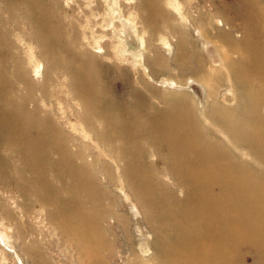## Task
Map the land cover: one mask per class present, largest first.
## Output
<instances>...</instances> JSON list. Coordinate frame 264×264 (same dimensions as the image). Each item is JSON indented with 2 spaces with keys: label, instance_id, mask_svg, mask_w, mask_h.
Segmentation results:
<instances>
[{
  "label": "bare ground",
  "instance_id": "obj_1",
  "mask_svg": "<svg viewBox=\"0 0 264 264\" xmlns=\"http://www.w3.org/2000/svg\"><path fill=\"white\" fill-rule=\"evenodd\" d=\"M138 1L145 25L175 39H161L153 58L140 53L144 76L164 89L143 81L142 104L98 89L94 68L111 56L94 40L77 51L41 22L32 39L42 51L28 68L0 54V167L16 173L25 199L21 219L5 206L7 219L35 235L25 247L33 264H54V237L81 264H264V0ZM126 23L138 33L133 14L112 27L123 33ZM42 58L52 61L41 81ZM174 71L190 78L168 79ZM54 97L77 103L76 123L46 104ZM37 207L50 209L44 222L53 226L39 227L51 242L31 227ZM128 213L145 235L128 237ZM0 240L10 247L1 230Z\"/></svg>",
  "mask_w": 264,
  "mask_h": 264
},
{
  "label": "rangeland",
  "instance_id": "obj_2",
  "mask_svg": "<svg viewBox=\"0 0 264 264\" xmlns=\"http://www.w3.org/2000/svg\"><path fill=\"white\" fill-rule=\"evenodd\" d=\"M187 1L188 0H186V2ZM208 1L209 0H193V4L202 3L204 5ZM225 1L233 2V0ZM116 2H118V6L115 5ZM138 3V0H0V33L2 38L7 42V45L4 42L0 43V54L4 57L7 56V58L10 56L9 63L12 66L16 67L21 64L24 68H28L29 65H31V54L38 56L42 51L39 47V43L32 39L35 32L39 31L41 22L48 25L47 28L50 29L48 35L52 33L55 36H60L65 44H71L73 49L77 51H79V49L76 45H86L87 39H89V41L94 40V42H97L96 46L103 45L106 48L107 54L111 56L110 58L105 57L100 59L97 63L98 66L94 68L98 80V89L103 92L106 98L113 99L115 102L119 101V103L124 104L134 101L142 104L141 102L148 98V93L143 86V81H148L150 84L154 82H152L149 77L144 76V70L141 65L144 64L145 56L140 60V53L145 51L147 57L153 58L156 49L162 51L161 39L167 40L172 44H175V39L167 34L168 29L161 27L159 30L153 32L149 26L145 25L144 15L139 14L137 10ZM162 5L165 6L164 3H162ZM132 14L134 15V22L137 25L138 33L143 32V30L146 32L141 35L138 33L135 34L133 30L134 27L131 28L127 23L125 24L126 28L123 33L120 32L121 30L116 31L112 27L114 23V25L121 29V18H123V20L128 19ZM114 15L117 17L116 19H113ZM100 31H102V33H100ZM115 32L116 35H113ZM93 33L96 35L93 39H90ZM123 46L126 48L125 52L120 51V54L117 53L116 51L122 49ZM83 47L86 48V46ZM93 48L94 46L90 47L92 53L96 51ZM64 53L61 54L59 52L61 56L67 58ZM118 54L119 56H116ZM38 61L37 65L40 69L42 68L39 74V76H41L40 80L42 81L47 73L48 62L52 60L42 58ZM75 65H79L78 61L75 62ZM14 68H11L8 77L12 81L15 80L13 76ZM167 78L173 81L185 82L190 76H183L174 71L171 72V75ZM63 81L66 84L64 85V89H62L63 92H66L68 91V80L63 79ZM153 85L155 90L163 94L164 89H162L160 84L155 83ZM56 86L55 82L54 87L52 86L53 89L59 88V86ZM51 100L47 98L45 101L46 104L54 106L58 111L59 108H61L60 114L71 118V121L76 123L77 114L80 113L78 110L80 109L75 101H72L70 98H63V100L60 101L55 97L51 98ZM150 100L156 101V99ZM46 104L44 103V107H48ZM32 105L29 111L33 110ZM41 114L43 113L41 112ZM71 133L76 135L73 131H71ZM78 137L80 138V136ZM2 152L3 149L0 145V158L3 154ZM49 152L51 154V163L58 161V157L54 154V150H50ZM8 155L14 158L9 152L4 154V156ZM86 155L88 159H92L88 151H86ZM18 166L26 171V176L29 178L30 174L27 172L23 163L18 162ZM3 168H6L8 171L6 166L0 167L1 170ZM1 170L0 181L4 179L5 183L3 184L0 182V230L1 234L7 233L10 236V242L14 244L15 249L12 248L11 244L10 247L12 249L0 240V264H22L19 258L24 260L25 264H33L25 247H32V240L35 238V235L29 233V226L27 224L18 226L15 219L8 220L5 212V206H7L9 210L14 212V216L18 219H21L22 215L25 213L24 196L16 192L15 183L13 182V179L15 180L17 175L15 173L16 176L14 175L13 178L9 171L8 174ZM5 191L11 192L6 193ZM115 191L118 192V190ZM33 200L35 201V198H33ZM118 203L120 204V201ZM49 210V208L43 210V208L37 207L34 210V214H32L33 219H30L32 225H34L31 227L38 228L36 237L40 239L41 242L45 240L52 241V238L46 237L45 227H39L53 226L44 222ZM116 214L118 215L119 213ZM130 214L128 213V216L130 217L132 226L130 228V236L128 237H135V239H137L141 237V235H145L146 232L140 233L139 229H134L136 225L135 217L133 214ZM20 228H22L26 235L22 234ZM38 234H42V236L39 235L40 237H38ZM150 235H153L152 230ZM107 237L120 244L118 237L109 233ZM53 241L54 264H72V262L73 264H81L80 258L72 248L70 242L63 243L56 237H54ZM114 249L119 251L117 244H115ZM252 256L254 257L255 254H252ZM256 259L257 258H255V260Z\"/></svg>",
  "mask_w": 264,
  "mask_h": 264
}]
</instances>
